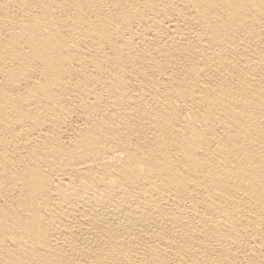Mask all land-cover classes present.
<instances>
[{
  "label": "bare ground",
  "instance_id": "obj_1",
  "mask_svg": "<svg viewBox=\"0 0 264 264\" xmlns=\"http://www.w3.org/2000/svg\"><path fill=\"white\" fill-rule=\"evenodd\" d=\"M0 264H264V0H0Z\"/></svg>",
  "mask_w": 264,
  "mask_h": 264
}]
</instances>
